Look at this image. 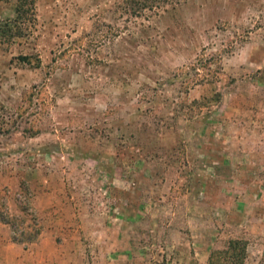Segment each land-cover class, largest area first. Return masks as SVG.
I'll return each mask as SVG.
<instances>
[{
	"label": "rangeland",
	"instance_id": "374dc122",
	"mask_svg": "<svg viewBox=\"0 0 264 264\" xmlns=\"http://www.w3.org/2000/svg\"><path fill=\"white\" fill-rule=\"evenodd\" d=\"M0 0V264H264V0Z\"/></svg>",
	"mask_w": 264,
	"mask_h": 264
},
{
	"label": "trees",
	"instance_id": "16d2710c",
	"mask_svg": "<svg viewBox=\"0 0 264 264\" xmlns=\"http://www.w3.org/2000/svg\"><path fill=\"white\" fill-rule=\"evenodd\" d=\"M25 5L26 0H17L16 12L18 16L21 17L25 12ZM0 220L8 223L1 215ZM246 248L245 240L230 239L224 249L211 251L206 264H244Z\"/></svg>",
	"mask_w": 264,
	"mask_h": 264
}]
</instances>
